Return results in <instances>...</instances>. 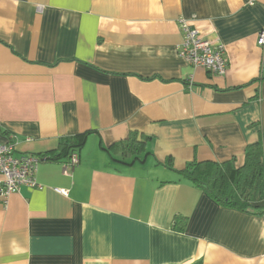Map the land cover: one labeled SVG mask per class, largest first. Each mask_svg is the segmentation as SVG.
I'll return each mask as SVG.
<instances>
[{
  "label": "crops",
  "instance_id": "1",
  "mask_svg": "<svg viewBox=\"0 0 264 264\" xmlns=\"http://www.w3.org/2000/svg\"><path fill=\"white\" fill-rule=\"evenodd\" d=\"M182 22L225 76L178 56ZM263 28L264 0H0V145L42 161L41 189L0 198V264H264V214L176 173L240 168L264 134ZM85 133L64 174L49 157ZM132 133L141 161L112 151Z\"/></svg>",
  "mask_w": 264,
  "mask_h": 264
},
{
  "label": "trees",
  "instance_id": "2",
  "mask_svg": "<svg viewBox=\"0 0 264 264\" xmlns=\"http://www.w3.org/2000/svg\"><path fill=\"white\" fill-rule=\"evenodd\" d=\"M87 135L60 140L57 152L51 154L48 160L58 161L72 151L78 152L85 145ZM147 142L146 138L138 140L137 134L132 133L126 141L115 145L112 151L122 157L132 156L134 161H141L147 156ZM176 173L221 206L264 214V134L246 148L244 163L240 168H236L233 161L222 164L190 163L183 171ZM185 223L186 219H175L173 228L182 231Z\"/></svg>",
  "mask_w": 264,
  "mask_h": 264
},
{
  "label": "built area",
  "instance_id": "3",
  "mask_svg": "<svg viewBox=\"0 0 264 264\" xmlns=\"http://www.w3.org/2000/svg\"><path fill=\"white\" fill-rule=\"evenodd\" d=\"M182 43L177 51L178 56L192 67L204 69L215 77H223L227 71V61L224 47L204 38L186 22H182ZM258 47H264V28L258 33ZM41 158L32 155L18 154L16 145L7 142L0 145V198L6 199L18 193L20 188L41 189L36 181V173ZM79 164L77 151L69 153L63 164V173L68 172ZM58 193H63L56 190Z\"/></svg>",
  "mask_w": 264,
  "mask_h": 264
}]
</instances>
